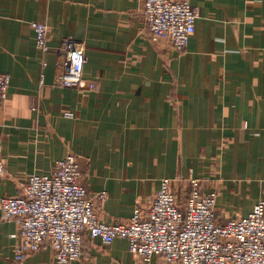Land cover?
Segmentation results:
<instances>
[{"label":"crops","instance_id":"1","mask_svg":"<svg viewBox=\"0 0 264 264\" xmlns=\"http://www.w3.org/2000/svg\"><path fill=\"white\" fill-rule=\"evenodd\" d=\"M200 10L185 50L154 41L139 0H0V73L11 76L0 100L6 174L0 199L21 195L32 172H48L73 153L106 222L147 208L164 179L182 200L187 180L217 190V220L247 215L264 199V0H190ZM48 25L51 49L36 43ZM85 45L93 89L56 84L57 47ZM72 114V116H69ZM16 220L0 208V264H51L49 244L22 262ZM84 264H146L116 238L87 233ZM72 264H78L72 262ZM147 264H171L156 254Z\"/></svg>","mask_w":264,"mask_h":264},{"label":"built area","instance_id":"2","mask_svg":"<svg viewBox=\"0 0 264 264\" xmlns=\"http://www.w3.org/2000/svg\"><path fill=\"white\" fill-rule=\"evenodd\" d=\"M152 39L167 38L178 51L186 49L196 30L200 10L190 0H139ZM38 47L51 49L48 25L34 22ZM63 75L58 85L95 88L83 72L85 45L64 38L57 47ZM11 76L0 73V100L8 98ZM69 116H72L70 114ZM6 174L0 140V176ZM181 200L164 179L147 208L138 205L127 221L100 219L97 200L108 193L92 194L82 180V168L73 153L58 159L48 172H32L24 192L0 199L1 218L16 220L22 240L16 261L22 262L44 245L54 250L51 264H84L83 242L87 233L112 243L129 241L130 250L144 263L159 254L171 264H264V199L245 216L217 220L218 191H205L200 179L187 180Z\"/></svg>","mask_w":264,"mask_h":264}]
</instances>
